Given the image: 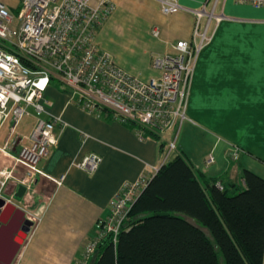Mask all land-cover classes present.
<instances>
[{
  "label": "crops",
  "instance_id": "0c3cea01",
  "mask_svg": "<svg viewBox=\"0 0 264 264\" xmlns=\"http://www.w3.org/2000/svg\"><path fill=\"white\" fill-rule=\"evenodd\" d=\"M0 1L13 13L20 9L21 0ZM112 2L114 10L95 42L118 66L143 81L163 75L153 65L155 57L173 53L172 45L178 40L191 39L195 11L204 5L208 11L213 9V0H179L180 8L169 14L163 12L161 0ZM214 10L224 17L211 22V40L199 54L177 148L198 174L243 186L245 170L264 178V7L218 0ZM44 102L48 111L44 117H58L66 126L56 128L58 145L40 161L43 175L34 176L32 188L27 191L10 180L4 191L3 199L12 207L0 213V264H75L122 184L144 174L153 177L154 167L162 165L156 138L141 139L135 126L108 113L97 116L82 110L71 89L56 78L46 89ZM35 122V115L25 117L17 131L28 135ZM5 123L0 171L12 167L11 154L19 150L13 147L10 155L2 151L11 126L10 121ZM90 153L102 157L91 174L76 166ZM23 203L38 214L35 224ZM28 222L30 233L15 256Z\"/></svg>",
  "mask_w": 264,
  "mask_h": 264
},
{
  "label": "built area",
  "instance_id": "2783aa9c",
  "mask_svg": "<svg viewBox=\"0 0 264 264\" xmlns=\"http://www.w3.org/2000/svg\"><path fill=\"white\" fill-rule=\"evenodd\" d=\"M235 1L264 7V0ZM217 2L213 0L210 11L205 5L195 11L190 40H178L172 45L173 53L154 58L153 65L163 75L143 81L118 66L95 42L100 27L114 10L112 0H21L17 13L0 1V128L11 122L2 151L9 154L10 149L19 147L16 154H11L12 167L0 171V198H4L10 180L30 190L34 176L43 175L40 161L58 145L56 128L66 125L58 117H44L48 114L44 93L54 78L71 89L74 102L82 110L97 116L108 113L116 121L134 123L139 126L141 139L156 138L159 145L164 144L160 158L161 164L166 163L178 152L177 136L187 120L196 63L212 37L210 24L224 17L215 13ZM161 4L166 14L180 8L179 0H161ZM153 32L159 34L157 29ZM32 115L36 117L34 127L28 135L20 134L19 124ZM238 155L235 147L233 157L237 159ZM101 161V156L90 153L76 166L91 174ZM158 170L154 167L153 172ZM151 178L144 174L122 184L110 200L109 213L96 221L93 235L84 242L75 264H93L99 245L109 236L117 244L129 211ZM216 185L223 190L221 181ZM29 207L27 203L22 205L35 224L39 216Z\"/></svg>",
  "mask_w": 264,
  "mask_h": 264
},
{
  "label": "trees",
  "instance_id": "16d2710c",
  "mask_svg": "<svg viewBox=\"0 0 264 264\" xmlns=\"http://www.w3.org/2000/svg\"><path fill=\"white\" fill-rule=\"evenodd\" d=\"M243 180L221 190L178 151L135 201L117 244L103 240L93 264H263L264 178L245 170Z\"/></svg>",
  "mask_w": 264,
  "mask_h": 264
},
{
  "label": "water",
  "instance_id": "95a60500",
  "mask_svg": "<svg viewBox=\"0 0 264 264\" xmlns=\"http://www.w3.org/2000/svg\"><path fill=\"white\" fill-rule=\"evenodd\" d=\"M20 191H21V194L19 195V197L22 196V193H23V191H24V188L21 187V188H20ZM11 207H12L11 205L7 204V201H5L3 198H0V213H1L3 210H5V209H6V210H5L4 212H7V209H9V208H11ZM0 221H1V220H0ZM31 227H32V224H31L30 222H28V225H27V226H24V227H23V231H24V233H23V236H22V241H21V243L18 245V247H17V249H16L15 256L17 255L18 251L20 250V247H21L22 244L24 243V241H25L27 235L30 233V229H31ZM9 264H10V263H9Z\"/></svg>",
  "mask_w": 264,
  "mask_h": 264
},
{
  "label": "rangeland",
  "instance_id": "374dc122",
  "mask_svg": "<svg viewBox=\"0 0 264 264\" xmlns=\"http://www.w3.org/2000/svg\"><path fill=\"white\" fill-rule=\"evenodd\" d=\"M7 127H8V123H5L3 125V128L0 131V137H3L4 136V134L6 133Z\"/></svg>",
  "mask_w": 264,
  "mask_h": 264
}]
</instances>
